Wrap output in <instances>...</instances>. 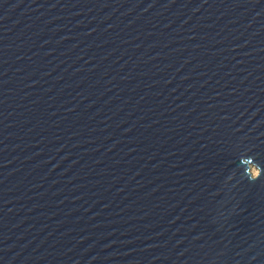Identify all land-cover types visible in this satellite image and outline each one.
Masks as SVG:
<instances>
[{
  "label": "water",
  "instance_id": "water-1",
  "mask_svg": "<svg viewBox=\"0 0 264 264\" xmlns=\"http://www.w3.org/2000/svg\"><path fill=\"white\" fill-rule=\"evenodd\" d=\"M0 264H264V0H0Z\"/></svg>",
  "mask_w": 264,
  "mask_h": 264
},
{
  "label": "bare ground",
  "instance_id": "bare-ground-1",
  "mask_svg": "<svg viewBox=\"0 0 264 264\" xmlns=\"http://www.w3.org/2000/svg\"><path fill=\"white\" fill-rule=\"evenodd\" d=\"M253 172H255L254 169H253Z\"/></svg>",
  "mask_w": 264,
  "mask_h": 264
}]
</instances>
